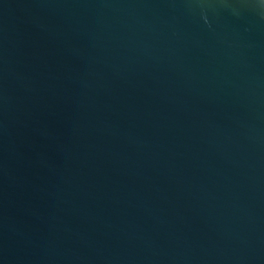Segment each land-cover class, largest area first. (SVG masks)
I'll use <instances>...</instances> for the list:
<instances>
[{
	"label": "water",
	"instance_id": "water-1",
	"mask_svg": "<svg viewBox=\"0 0 264 264\" xmlns=\"http://www.w3.org/2000/svg\"><path fill=\"white\" fill-rule=\"evenodd\" d=\"M0 264H264V0H0Z\"/></svg>",
	"mask_w": 264,
	"mask_h": 264
}]
</instances>
